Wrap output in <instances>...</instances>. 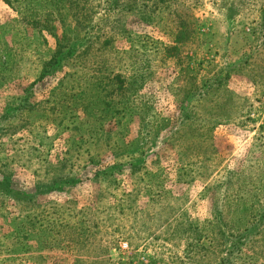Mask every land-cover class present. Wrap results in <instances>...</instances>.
<instances>
[{
    "label": "rangeland",
    "instance_id": "rangeland-1",
    "mask_svg": "<svg viewBox=\"0 0 264 264\" xmlns=\"http://www.w3.org/2000/svg\"><path fill=\"white\" fill-rule=\"evenodd\" d=\"M0 264H264V0H0Z\"/></svg>",
    "mask_w": 264,
    "mask_h": 264
}]
</instances>
